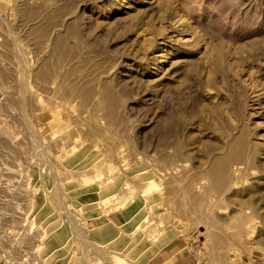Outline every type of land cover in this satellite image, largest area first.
Segmentation results:
<instances>
[{
	"label": "rangeland",
	"instance_id": "374dc122",
	"mask_svg": "<svg viewBox=\"0 0 264 264\" xmlns=\"http://www.w3.org/2000/svg\"><path fill=\"white\" fill-rule=\"evenodd\" d=\"M175 243L264 264V0H0V264Z\"/></svg>",
	"mask_w": 264,
	"mask_h": 264
},
{
	"label": "crops",
	"instance_id": "0c3cea01",
	"mask_svg": "<svg viewBox=\"0 0 264 264\" xmlns=\"http://www.w3.org/2000/svg\"><path fill=\"white\" fill-rule=\"evenodd\" d=\"M122 214L126 219V223L121 227H116L111 222L109 217H106V219H102V221H100V224L95 228V230H97L96 232L101 234L100 236H98L100 237L98 240L105 242H110L114 240L116 241V237H112V236L105 237L103 235L106 233L105 231L107 229H109L113 235L118 234V232H120L119 229L123 228L129 223L127 209L126 211L125 209H123ZM167 245H165L164 247H166ZM186 249L187 247H185L183 243H175L170 248L163 250L156 256L154 257L152 256L153 258L147 264H196L195 261L193 260V256L191 254H188ZM228 264H255V260L254 259L241 260L238 262H232Z\"/></svg>",
	"mask_w": 264,
	"mask_h": 264
},
{
	"label": "bare ground",
	"instance_id": "6f19581e",
	"mask_svg": "<svg viewBox=\"0 0 264 264\" xmlns=\"http://www.w3.org/2000/svg\"><path fill=\"white\" fill-rule=\"evenodd\" d=\"M110 176H111V175H110ZM116 176H117V175H116ZM111 183H112V182H111ZM133 189H134V188H133ZM135 191H136V189H135ZM130 193H131V196H132V194H133L134 192H133V193L130 192ZM134 194H136V192H135ZM116 195H117V197H118L119 194H116ZM116 195H115V196H116ZM115 196L113 195L112 197H115ZM121 196H122V195H121ZM128 196H129V195H128ZM134 196H135V195H134ZM120 198H121V197H120ZM106 199H107V198H106ZM111 199H112V198H111ZM115 199H116V197H115ZM128 199H129V197H128ZM122 200H123V199H122ZM131 200H132V201H135V198L132 196ZM131 206H132V205H131ZM143 210H144V209H142V211H143ZM132 211H133V209H131V208H128V209H127L128 217H131V212H132ZM147 212H149V211L147 210ZM132 213L134 214L135 212L133 211ZM141 213H142V212H141ZM139 215H140V214H139ZM148 215H149V214H148ZM136 216H137V215H136ZM142 216H143V215H142ZM145 218H146V217H145ZM147 218H148L147 221H146V222L144 221V222H145V226H143L144 224H143V225H140V226H139V229L144 228V227H146V226H147V227L149 226V224H150V222H151L152 219H151V217H148V216H147ZM139 220H140V219H139ZM145 220H146V219H145ZM142 221H143V220H142ZM137 223H138V222H137ZM140 224H141V223H140ZM141 226H142V227H141ZM137 227H138V226H137ZM163 228H164V227H163ZM138 232H139V231H138ZM141 232L144 233L146 239H147L148 237H150V236L146 235V230L143 229V231H141ZM150 232H151V231H150ZM151 233H152V232H151ZM152 234H153V233H152ZM147 236H148V237H147ZM165 237H166V235H165ZM158 239H159V238H158ZM158 239H157V240H158ZM161 239H162V238H161ZM154 252H155V251H154ZM119 257H120V256H119ZM121 258H122V256H121ZM150 258H151V257H150ZM114 259H115V258H114ZM123 259H124V258H123ZM116 260H119V261H118L119 264H121V262H123V261L125 262V260H122V259H120V258H118V259H116ZM114 261H115V260H114ZM116 263H117V262H116Z\"/></svg>",
	"mask_w": 264,
	"mask_h": 264
}]
</instances>
